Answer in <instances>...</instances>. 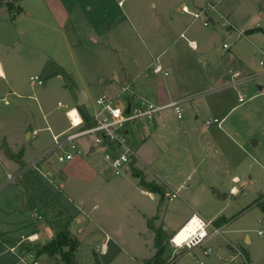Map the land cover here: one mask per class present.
I'll return each instance as SVG.
<instances>
[{
	"label": "crops",
	"instance_id": "1",
	"mask_svg": "<svg viewBox=\"0 0 264 264\" xmlns=\"http://www.w3.org/2000/svg\"><path fill=\"white\" fill-rule=\"evenodd\" d=\"M11 1L15 4L16 8L11 10L7 7H0V96H7L9 101L7 104L2 102L3 106L0 107V157L9 159L7 160L4 158V161L7 163H9V161H14V163L20 164L22 168L19 170L22 171L24 168L28 167V161L25 159L27 148L23 146L22 141L18 142L16 139V134H20L21 131H18L16 126L12 124V117L16 113V109L22 108L24 102L20 99L13 107L11 97L13 95L19 97L13 82V73L18 71L22 66L21 64L30 63L37 49L31 44L30 40L23 35L24 31H22L19 26H21L24 20H27L31 24L40 22V14L46 12L54 22L53 26L56 31V39L53 41H62L60 43L64 49L69 52H71V50L74 52V40L75 37H78L80 34L78 25L81 23L89 26L91 32L88 37H90L93 42L97 43L98 38L96 35L99 31H97V28L99 27L96 28L95 25L108 15L111 4L102 0H31L28 2V5L25 3L26 0ZM114 1H118L117 7L121 11L123 10L122 8L125 7L128 16L132 22H134L135 26L137 25V21L140 23L137 26L144 32V36L151 37L154 30L158 28L161 30L159 37L151 44L152 46L150 45L152 60L144 66L145 71L140 73V75L137 74L136 78L128 76L126 79L123 74H118V72H116L114 77L108 78V82L105 83L106 85L103 87L108 93H103L100 96L107 95L110 98L119 99L122 94H125V100H130L131 96L134 94L135 96L149 99L156 104H164L175 99H182L183 108L185 109L186 107L188 110H192L194 117L191 118L186 115L183 109L184 117L179 119L177 115L174 114V110L168 108L169 110L166 109L167 111H162L153 123L132 128V134L139 138L138 141L140 143L137 158L130 164L128 168L130 172L128 173V170L126 171L128 173L125 174L128 175L126 176L127 178L117 182H114L113 176L118 175L113 174L114 172H112L113 170L105 155L108 148L100 146L101 151L104 153L103 159L98 161V158L97 160L93 158V166H89L80 156L87 153L85 150L88 149L89 151L87 154L96 152L97 144L94 140L85 143L81 138L78 139L81 153L73 155V158L77 157L78 160L65 166V170L69 169L70 175L72 176L64 171L60 174V177L65 179L70 176L73 181V179H75L73 177L74 167H84L82 173L83 179L80 181L77 179V186L72 188V186L65 181H61V184L54 182L51 176L56 175L49 165L50 160H46L47 158L44 159L46 161L41 160L37 164V168H30L23 173L26 175L29 174L28 172L30 171L32 172L30 174L37 175V180L40 184L39 190H37L32 183H29V181H21L19 178L13 182H8L7 179V183L10 184L6 185V181L3 183L0 181V264H65L61 260L60 254L50 256L45 253L38 255L36 253L35 247L52 241L58 234L54 221L59 218L58 216H56L55 219L54 216L35 215L36 206H34V204H41L43 199L46 200L47 206L50 207L49 209L43 206V211H45L46 214L49 211L57 212L60 209H64L72 216L70 228L73 235L79 241L75 249V256L80 264H95L96 259H98L99 264H120L123 257H128V263L134 261L136 264H144L145 259L151 258L156 253V248L154 246L155 231L149 226V218L158 215V218L153 222L154 226H163L168 233H170V231L163 225L164 221L161 222L162 225L159 223L161 221V213L159 212L161 207V195L144 188L140 184V178L133 175L132 166L140 169L146 180H153L164 186L169 199L173 191L179 193L181 189H188V196L186 197L187 202L189 203V200L192 199L196 200V197L193 198L191 196L193 185H196L195 187L197 188L201 186L206 188L209 186L217 193L219 199H224L227 197V191H225L224 185L229 175L231 176V184L233 182L230 186V191L233 195H238V190L240 188L236 184L242 182L238 174V168H243L245 165V159L242 158L243 152H245L246 155L254 154L253 148H256L259 142L254 141L251 146L248 147L246 144L247 141H242L239 137L236 139V136H238L237 127L231 123H227V125L224 126L228 114L221 119L216 117L221 120L220 125L213 124L209 126L206 123V120L212 117V111L216 107L220 108L223 106L226 97L224 96L221 98V96H216L215 99H217V101L212 103L209 98L205 96L211 91L221 92L223 89H226L227 86H232L229 83L220 82L225 79L227 73V67L223 68L224 63H222L224 55H218L216 50L212 49L205 38L201 37L197 39L196 37H188L187 34L192 28L189 23L186 24L185 28L180 33V36L185 38L187 44L183 42L182 48L178 50L177 44L179 41H176L177 39L175 38H171L169 32H166L165 24L162 21L163 10L160 8L161 11H158L160 3L158 4L156 1L152 2L154 10H152L151 16H148L143 6L130 4L126 7L124 0ZM161 4L164 9V4L162 2ZM217 4L219 3H216V5L214 4L216 6V8L213 9L214 11L218 10L219 5ZM197 6L198 5L194 2L190 5L184 3L182 5V11L185 14L194 15V12H198L195 11ZM184 7H187L188 11H185ZM2 13L4 14L2 15ZM1 15L3 17H1ZM210 19L213 23L216 22L213 18ZM149 23L150 26L148 25ZM179 23H183L182 17L169 20V25L172 26ZM230 27L233 26L231 25ZM258 27L264 28L262 26H256L248 30ZM248 30L245 32L247 37L254 36L257 32H263H249ZM231 33L232 32H230L229 35ZM187 47L192 51L190 54L186 52ZM180 50H182V52H180ZM53 56H55V54L49 53L45 56L44 62H40L41 64L39 67L45 73V75L43 74L41 76L44 79L42 85H44L49 78L48 72L45 69L47 62L53 61L63 67V65H60L52 58ZM157 64H160L169 73L167 75L163 73H154L153 68ZM117 65L126 69L121 64ZM115 68L114 66V69ZM66 71L71 74L75 81L74 77L76 76L73 72ZM33 75L36 74H32L31 76ZM141 77L147 80H143L146 82H143V85L137 89L138 83H136V81H141ZM252 77L253 74L240 76L242 85L248 82ZM122 81L124 82L123 84H121ZM207 84H210L211 88H207ZM261 86L263 89L264 85ZM77 89L86 92L87 100L84 105H86L88 109L91 92L94 89L92 82L90 85H85L82 88L77 87ZM194 99L195 101L198 100L197 108L194 105L195 103L190 104V106L188 105L190 101ZM77 102L78 96L76 94V105L71 108L78 109ZM67 111L66 118L68 117ZM79 113L80 115L76 110L72 113L75 123L80 122L81 118L84 119L80 111ZM202 113H205L207 118L200 120L199 114ZM92 115L90 114V117H92ZM29 126H26V128L23 127L24 134L27 133L26 137L32 139L34 135L38 136L40 128L34 129L32 125ZM71 126L70 120L69 123L68 120H66L65 124L63 122V124L60 123L56 126H49L48 129L53 135V141L54 136L68 132L71 130ZM29 128L31 130H29ZM16 131L18 133H16ZM53 144L44 151L51 148ZM2 145L9 146L14 153H19L22 150V162L7 157ZM66 149L70 151L69 147ZM148 151H150L151 157L148 156ZM238 152H240V164L236 165L237 167L235 169H231L229 174L223 175L228 171V166L233 165V157H237ZM192 157H195L196 161H192ZM140 162L144 163V165L149 168H151V166L154 167L156 170L154 172L160 180L158 181L155 178H150L146 171L140 166ZM250 168L251 167H247L245 171ZM45 170L47 172H45ZM33 171H35V173H33ZM46 174L55 185H53L51 180H46L44 177ZM185 175L187 176L185 177ZM172 178H177L176 185L171 181ZM193 180H195L194 183L191 182ZM119 188L128 191L127 198L130 201V216H125L120 221L116 216H108L106 213V206L113 195L111 190H117ZM168 188L171 189V191H169ZM148 198L158 202L159 206L157 210L155 209V205L154 207L150 206L151 204L147 202ZM49 202L51 206L48 204ZM16 212H19V214H16ZM196 213L201 217L203 216L199 209L193 207L190 203L189 208L183 210L181 216L184 217H182L180 224L184 220L185 221L179 229L180 232L178 231L179 234L176 236L177 242L183 241L195 232V228L199 223L198 219L195 218L188 224L186 223ZM217 215L218 214H213L212 217L207 220L211 224L209 226L210 236L200 245L204 249L202 250V254H194L197 264L200 262L204 264L203 257L213 253V249L204 246V244L225 231L227 223L218 227L214 223L221 217H216ZM80 218L84 219L86 223L84 224V220L82 221L83 223L79 222ZM187 227H189L188 230L182 234V231ZM215 228H219L221 233L216 234L214 232ZM218 241L221 243L222 240L218 239ZM87 242L94 253V256L90 259L84 257L86 253L84 249ZM222 242L221 245H225V242ZM229 244L232 249L235 250V245L232 243ZM97 247L99 248L98 251L96 250ZM64 250H68V247H64ZM146 250H149L148 254L144 253ZM188 251L190 252V250ZM185 254L186 251H182L174 255L173 252H171V248L168 247L165 257L168 260V264H180L179 260ZM100 257H104V259L101 260ZM218 258L221 260L220 254Z\"/></svg>",
	"mask_w": 264,
	"mask_h": 264
},
{
	"label": "rangeland",
	"instance_id": "2",
	"mask_svg": "<svg viewBox=\"0 0 264 264\" xmlns=\"http://www.w3.org/2000/svg\"><path fill=\"white\" fill-rule=\"evenodd\" d=\"M30 1L31 0H26L25 3L28 5ZM102 1L111 4V6L108 15L95 25L96 28L99 27L97 28V31H99L96 35L98 42H93L91 38L88 37L91 32L89 26L80 23L78 25L80 34L78 37H75L74 40V52H72V50L69 52L64 49L60 43L62 41H53L56 39V31L53 26L54 22L46 12L40 14V22L31 24L27 20H24L21 26H19L20 29L24 31L23 35H25L37 49L30 63L21 64L22 66L18 71L13 73V82L19 97L16 95L11 97L13 107L20 99L24 102L22 108L15 110L16 113L12 117V124L16 126L18 131H21L20 134H16V139L18 142L22 141L23 146L27 148L25 159L28 161V166L33 159L35 160L38 158L40 154L45 152L44 150L47 147L54 143L53 135L48 127L56 126L60 123L63 124V122L65 124L66 120H68L69 123V118H66V111L76 105V92L74 88L65 85L66 80L62 75L49 77L44 85H30L29 79L32 74H38L40 76L43 74L45 75L39 65L41 61L44 62L46 55L49 53L55 54L52 58L60 65H63L66 70L73 72L76 76L74 77L76 87L82 88L85 85H90L92 82L94 89L91 92L88 103V110L91 115L97 110V97L103 93H108L103 87L106 85L105 83L108 82L109 77H114L116 72H118V74H123L125 79L128 76L136 78L137 74L140 75V73L145 71L144 66L152 60L150 45L159 37L161 29L158 28L154 30L151 37H146V35L144 36V32L137 26L140 23L137 21V27L134 25L125 7L122 6V11L118 9V1ZM153 1L158 2V4L160 3L158 11H161V9L163 10L162 21L165 24L166 32H169L171 38H175L177 39L176 41H179L177 44L178 50L182 48L183 42L187 44L185 38L180 36V33L183 31L186 24L189 23L192 28L187 34L188 37H196L197 39L203 37L209 42L212 49L216 50L218 55H224L222 63H224L223 68L227 67V73L225 79L220 82L229 83L233 76L238 73L241 77L253 74V77L248 82L241 85L240 88L234 89L232 86H227L226 89H223L221 92L211 91L205 96L209 98L212 103L217 101V99H215L216 96H221V98L225 96V103L222 107H216L212 111V117L221 119L228 114L224 126H226L227 123H231L237 127L238 136H236V139L239 137L242 141H247L246 144L248 147L251 146L254 141L259 142V145L253 148L254 154L246 155L245 152H243L242 158L245 159V165L243 168H238V174L242 180L241 183L236 184L240 188L238 190V195H233L230 191V186L233 184V182L232 184L230 182V175L226 178L227 181L224 185V189L227 191V197L224 199H219L217 193L209 186L206 188L202 186L197 188L195 187L196 185H193L191 196L193 198L196 197L197 201L192 199L189 200V203L193 205V207L199 209L203 215L202 217L209 220L213 214H218L216 217L227 216V218H230L252 204L260 194H264V88L260 89V86L264 85V67L260 64V60L264 59V32H257L254 36L250 37H247L245 34L246 30L250 28L256 26L264 27V0H124V3L126 7L130 4L143 6L148 16H151V12L154 10L152 5ZM161 2L164 4V9L162 8ZM193 2L198 5L196 9L194 8L195 11L202 12L200 17L195 18L194 15L185 14L182 11V5L184 3L190 5ZM216 3H219L217 4L219 5L218 10L214 11L212 9L210 11L206 9L208 4L216 5ZM3 14L4 13H2V15ZM2 15L1 17H3ZM177 17H182L183 23H179L175 26L169 25V20L176 19ZM210 18H213L216 22L213 23ZM148 25L150 26V23ZM231 25L233 27H230ZM230 32L232 33L229 35ZM224 43L229 44L230 48H224ZM180 52H182V50H180ZM186 52L190 54L192 51L187 47ZM117 64H121L126 69L121 68L120 65ZM114 66L116 67L115 69ZM143 78L144 77H141V81H136L134 79L136 83H138L137 89L143 85V82H146L143 80L147 79ZM123 83L122 81L121 84ZM206 87L209 88L210 84H207ZM239 90L248 97L251 96V98L245 103L240 104L238 101ZM124 95L125 94H122V96H120L119 99L121 101L125 100ZM194 101L195 99L190 101L188 105L190 106V104L195 103L194 105L197 108L198 100ZM2 104L1 101L0 107L3 106ZM234 106L237 107L233 108ZM184 111L189 117H194L192 110H188L185 107ZM74 112L75 110L73 113ZM199 115L200 120L207 118L205 113ZM29 125H32L34 129L40 128L39 135H34L32 139L27 138V133L24 134L23 130V127L26 128V126ZM29 130L31 129L29 128ZM16 133L18 132L16 131ZM81 140L85 143H89L93 140V137L87 136L81 138ZM130 140L131 143L135 145V149L138 152L140 146L138 141L139 138L135 137L131 132ZM96 147V152L87 154L89 151L88 149L85 150L87 153L80 156L89 166H93V158H95V160L98 158V161L103 159L104 153L101 151L100 145L97 144ZM148 154V156L151 157L150 151H148ZM239 154L240 152H238L237 157H233V165H229L228 171L223 175L229 174L231 169H235L237 167L236 165L240 164L241 159ZM4 158L0 157L1 183L6 181L5 185L10 184L7 183L8 172L16 176L22 173V178L20 176H18V178L21 179V181H29V183H32V185L39 190L40 184L38 180H35L36 174L24 175L23 171L19 170L22 168L20 164H16L14 161H12L13 163L10 161L7 163L4 161ZM46 160H50L49 165L56 175L51 176L54 182L61 184V181H65L73 188L77 186V179H79L78 181L83 179L82 173L84 167H74L73 177L75 179H73V181L70 177L72 176L70 175V170H65L67 164H72L78 160L77 157L70 161L60 162L58 153L53 152ZM192 161H196V158L192 157ZM140 166L146 171L150 178H155L158 181L160 180L154 172L156 171L154 167L151 166V168H149L142 162H140ZM247 167L251 168L245 171ZM127 170L118 176H113L114 182L127 178L126 176L128 175L125 174L130 172ZM62 171L65 173L67 172L70 176L66 179L60 177ZM45 172L47 171L45 170ZM33 173H35V171H33ZM186 176L187 175H185V177ZM44 177L46 180H51V178L47 177V174L46 176L44 175ZM171 181L176 185L177 178H172ZM194 181L195 180L191 182L194 183ZM51 182L53 181L51 180ZM54 182L53 185H55ZM168 190L171 191L169 188ZM187 190L188 189H181L179 195L173 199H169L166 194L159 209L161 213V221L159 223L161 224V222L164 221L163 225L170 231L169 247L171 248V252L175 255L179 252L186 251V254L179 260L180 264H197L194 254L201 255L202 250H204L203 247L198 246L189 252L186 248L177 249L171 241L174 233L180 229L185 221L184 220L180 224L182 217H184L181 216L183 210L189 208V203L186 198L188 196ZM127 192L128 191L121 188L111 190L113 195L106 206V213L108 216H116L119 221L125 216H130V201L127 198ZM147 202L151 204V207L155 205V209H158L157 207L159 205L157 201L148 198ZM48 204L51 206L50 202ZM39 205L36 203L34 204V206H36L35 215L54 216L55 219L56 216H59L58 211H49L47 214L43 211V206L50 209L46 204V200L43 199ZM16 214H19V212H16ZM62 218L63 220H67L65 216ZM83 220L84 219L80 218L79 222ZM54 221L56 222V220ZM85 223L86 221L84 224ZM226 223V228L223 233L204 244V246L213 249V253L203 257L204 264H223L225 261H229L230 264H264V235L259 233L260 230L264 231L263 209L259 205L254 204ZM162 228L164 227L162 226ZM188 228L189 227L182 231V234L185 233ZM218 239L224 241L225 245H221ZM229 243L234 244L237 250L236 248L233 250ZM84 250L86 251L84 254L85 258L90 259L94 256L88 242ZM239 251L241 253H239ZM144 253L148 254L149 250H146ZM219 254L221 260L218 258ZM100 259L103 260L104 257H100ZM128 262V257H123L120 264H136L134 261Z\"/></svg>",
	"mask_w": 264,
	"mask_h": 264
},
{
	"label": "built area",
	"instance_id": "3",
	"mask_svg": "<svg viewBox=\"0 0 264 264\" xmlns=\"http://www.w3.org/2000/svg\"><path fill=\"white\" fill-rule=\"evenodd\" d=\"M216 6L208 4L206 9L212 10ZM185 11H188L187 7H184ZM194 16L199 17L202 12H194ZM227 24V23H226ZM225 48H229L230 45L224 43ZM260 64L264 67V59L260 60ZM154 73H163L167 75L169 72L165 70L160 64H157L153 68ZM31 85H42L44 79L36 74L30 77ZM234 88H240L242 82L240 80V74H235L229 82ZM251 98L239 90L238 101L239 103H245ZM0 101L7 104L9 101L7 96H0ZM182 99H175L164 104H156L153 101L135 96H131L130 100L121 101L120 99L110 98L107 95H102L96 99L98 109L92 115L94 124L90 127L85 126L84 119L81 118L80 122L75 123L72 115L77 108H71L67 111V115L71 122V130L62 134L54 136V144L51 148L45 151L42 155L36 158L31 164L24 168L23 173L30 168H37V164L51 155L53 152L58 153L59 161L70 160L73 155L81 153V148L78 139L82 137L92 136L96 144L108 148L106 152V158L110 163V166L116 175L122 174L127 170L131 163L137 158V151L135 146L131 143L130 133L132 128H136L139 125L151 124L160 115V113L168 108H172L179 119L184 117V111L182 106ZM79 113V111H78ZM80 115V113H79ZM207 125L221 124V120L216 117H209L206 120ZM69 147L70 151L66 148ZM19 173L18 176H21ZM18 176L13 173H8V182L15 181ZM179 195L177 191H173L170 195V199L176 198ZM197 218L199 223L195 228V232L181 242L176 241L178 231L174 233L171 238L172 243L177 249L186 248L192 250L204 243V241L210 236L209 221L198 215L194 214L191 219L186 223L188 224L193 219ZM214 232L220 234L221 230L215 228ZM261 235H264V231L260 230ZM97 251L99 248L97 247ZM237 250V248H236ZM102 251V249H101ZM239 253H241L239 251ZM199 264H202L200 262ZM224 264H230L229 261H225Z\"/></svg>",
	"mask_w": 264,
	"mask_h": 264
},
{
	"label": "trees",
	"instance_id": "4",
	"mask_svg": "<svg viewBox=\"0 0 264 264\" xmlns=\"http://www.w3.org/2000/svg\"><path fill=\"white\" fill-rule=\"evenodd\" d=\"M0 7H7L8 9H14L16 8L15 4L11 0H0ZM249 32L253 31H263L264 28L258 27L255 29L248 30ZM46 71L48 72V77H52L54 75H62L64 79L66 80V86L74 88L75 81L70 73H68L63 67L59 66L53 61L47 62L45 66ZM79 111L81 112L84 121L85 126L90 127L94 124V121L90 117V114L88 112V109L86 108V105L78 107ZM4 152L7 157L11 159H15L19 162H22V150L19 153H14L9 146L2 145ZM133 175L140 178V184L152 191L159 193L161 195L160 204H162L164 198L166 197V189L161 184L157 183L156 181H148L146 180L145 176L143 175V172L133 167ZM30 174V171L28 172ZM32 173V172H31ZM35 180H37V175L35 176ZM257 204L259 205L263 211H264V194H260L259 197L250 205H248L245 209H248L252 205ZM56 207V206H55ZM245 209L240 211L239 213L233 215L230 218H227L225 216L219 217L214 223L217 226H220L226 222H229L234 217H237L240 215L241 212H243ZM59 218L55 222V226L58 230L57 236L50 242L46 244H41V246L35 247L36 253L38 254H48L50 256H54L56 254L61 255V260L65 264H80L78 259L75 256V249L78 246L79 241L77 238L73 235L72 230L70 228L71 222H72V216L68 214L64 209L58 210ZM67 218V220H63L62 217L64 216ZM158 218L157 216H154L153 218H149V226L152 230L155 231V238H154V246L156 248V253L151 257L144 260V264H168V260L165 257V253L167 248L169 247V233L162 228V226L155 227L153 222L155 219ZM1 235V234H0ZM64 247H68V250H64ZM99 264L98 259H96V263Z\"/></svg>",
	"mask_w": 264,
	"mask_h": 264
},
{
	"label": "water",
	"instance_id": "5",
	"mask_svg": "<svg viewBox=\"0 0 264 264\" xmlns=\"http://www.w3.org/2000/svg\"><path fill=\"white\" fill-rule=\"evenodd\" d=\"M261 89H262V86H261ZM74 91L76 92V94L78 96L77 107L83 106L87 100L86 92L83 90H78L77 87H74ZM150 235H152V234H150ZM221 243H223V242L221 241Z\"/></svg>",
	"mask_w": 264,
	"mask_h": 264
},
{
	"label": "bare ground",
	"instance_id": "6",
	"mask_svg": "<svg viewBox=\"0 0 264 264\" xmlns=\"http://www.w3.org/2000/svg\"><path fill=\"white\" fill-rule=\"evenodd\" d=\"M77 111V110H76ZM78 112V111H77ZM79 114V113H78Z\"/></svg>",
	"mask_w": 264,
	"mask_h": 264
}]
</instances>
